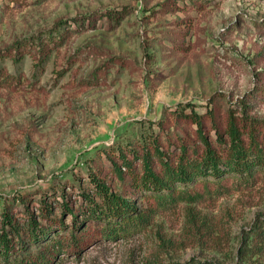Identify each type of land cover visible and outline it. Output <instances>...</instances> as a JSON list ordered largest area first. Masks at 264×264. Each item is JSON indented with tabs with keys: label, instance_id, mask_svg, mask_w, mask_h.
<instances>
[{
	"label": "rangeland",
	"instance_id": "374dc122",
	"mask_svg": "<svg viewBox=\"0 0 264 264\" xmlns=\"http://www.w3.org/2000/svg\"><path fill=\"white\" fill-rule=\"evenodd\" d=\"M49 30L60 42L41 63L0 55V229L4 212L21 235L10 264H264L263 176L129 197L142 218L111 235L84 222L82 200L93 176L128 189L108 167L119 149L193 139L192 109L224 119L245 102L264 119V0H0V54ZM29 217L46 237L30 239Z\"/></svg>",
	"mask_w": 264,
	"mask_h": 264
},
{
	"label": "trees",
	"instance_id": "16d2710c",
	"mask_svg": "<svg viewBox=\"0 0 264 264\" xmlns=\"http://www.w3.org/2000/svg\"><path fill=\"white\" fill-rule=\"evenodd\" d=\"M122 15V11L115 9L105 14L115 22L120 21ZM78 19L73 18V21L77 22ZM79 21L83 23L82 19ZM89 21H94V18L89 17ZM62 23L61 20L58 25ZM52 31L43 36L39 34L17 39L0 55H8L14 61H19L28 53L41 63L52 47L60 42L59 34ZM247 107L245 102L235 109L229 107L224 119H219L213 108L205 113L192 109L189 114H184V118L196 125L193 139L180 137L168 143L171 145H164L153 137L144 142L140 151L127 153L119 149L109 157L108 167L115 179L129 187L121 195L111 190L105 180L93 176L94 191L92 194L82 193L83 202L89 203L84 222L104 221V233L111 235L129 220L142 218L129 197L152 195L163 203L183 198L184 188L194 181L204 180L206 185L214 182L223 186L230 180L241 183L251 182L257 176L264 177V119L250 116ZM208 122L210 125L206 128ZM178 187L182 189L176 191ZM63 207L72 211L66 204ZM44 218L50 221L48 216ZM27 221L30 239L37 242L48 235L46 227L40 226L34 217H29ZM1 223L0 258L3 264H10L12 238L16 237L20 242V228L11 214L4 212L1 213ZM79 223L74 225L75 228L79 227ZM55 227H58L57 230L66 229L62 222Z\"/></svg>",
	"mask_w": 264,
	"mask_h": 264
}]
</instances>
